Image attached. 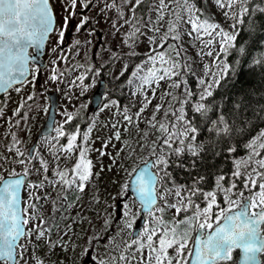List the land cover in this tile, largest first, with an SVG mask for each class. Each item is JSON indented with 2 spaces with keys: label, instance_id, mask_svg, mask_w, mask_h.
I'll return each mask as SVG.
<instances>
[{
  "label": "snow or ice",
  "instance_id": "obj_1",
  "mask_svg": "<svg viewBox=\"0 0 264 264\" xmlns=\"http://www.w3.org/2000/svg\"><path fill=\"white\" fill-rule=\"evenodd\" d=\"M0 96V264H264V0H0Z\"/></svg>",
  "mask_w": 264,
  "mask_h": 264
},
{
  "label": "rangeland",
  "instance_id": "obj_2",
  "mask_svg": "<svg viewBox=\"0 0 264 264\" xmlns=\"http://www.w3.org/2000/svg\"><path fill=\"white\" fill-rule=\"evenodd\" d=\"M148 2L150 3V0H148ZM92 11L95 12V9H93ZM101 27H103V25H101ZM188 51H189V55L192 56L195 59L196 58V48L195 47H189ZM45 71H46V69L41 70V77H43ZM41 77H38V81H37V84H38L37 90L38 91H39V83H40ZM49 90L53 91V89H49ZM94 91H95V88L90 89V91L87 94V96L91 97V95L93 94ZM159 94H160V90L158 89L157 90V97L153 98L152 104L157 102V100L159 98ZM10 96H11L10 99L4 98V100L7 99V108L5 110V114H7V109H10V108L13 107V102L16 100V94L15 93H11ZM137 100H138V97L137 98H132V97L128 96L127 90H125L124 98L121 100V103L122 104H124V103L129 104L130 106H132L133 111H135V107L137 106ZM0 102H2L1 99H0ZM89 105H90V100H89ZM149 108H151V104L149 105ZM86 111L89 113V115H91L90 106H89V108ZM105 116H106V113H101L100 114L101 119L105 118ZM42 120H43V118L41 119V121H38L34 125L33 134L37 130V128L40 125V123L42 122ZM143 127H144V125H143V123H141V128H143ZM20 133H19V135H20ZM21 135H23V133ZM133 135H135V134L133 133ZM8 139H10V135H6L5 134V123H0V154H4L5 148L8 145V144H6V141ZM28 143L30 144V141H28ZM95 143L98 145L99 141H96ZM26 147H27V145H26ZM91 155H93L95 157V153H92ZM105 163H107V160H105ZM105 175L106 174H102L100 179H101V181H104L106 183ZM100 188H101V196L103 197V188H104V184L103 183H101ZM53 194H55V193H53ZM88 194L89 193L86 190L85 193L82 195V199H83V204L81 205L82 207L84 205H88L90 203L89 200L87 199ZM85 211H87V208H85ZM117 239H119V238H117Z\"/></svg>",
  "mask_w": 264,
  "mask_h": 264
},
{
  "label": "flooded vegetation",
  "instance_id": "obj_3",
  "mask_svg": "<svg viewBox=\"0 0 264 264\" xmlns=\"http://www.w3.org/2000/svg\"><path fill=\"white\" fill-rule=\"evenodd\" d=\"M93 36L96 37V34L94 33ZM70 38H71V37H70ZM97 39H99V38L97 37ZM96 50H97V48H96V45H95V43H94V46H93L92 49H90V52H94V51H96ZM45 57H48L47 54L45 55ZM95 90H96V89H95ZM49 91H50V90H49ZM53 91H54V90H53ZM50 92H52V91H50ZM94 92H95V91H94ZM94 92H93V94H94ZM93 94H92V95H93ZM92 95H91V97H92ZM57 96H58V98H59V94H57ZM0 99H1V101H3V100H4V97L1 96ZM89 106H90V111H91V113H92L94 110H93L92 107H91V99H90V105H89ZM41 126H42V122L40 123V125L38 126V128H40ZM38 128H37V129H38ZM35 133H36V131H35L34 134H33L34 136H35ZM21 134H22V132L20 133V135H21ZM9 140H10V139H8V140L6 141V144L9 143ZM30 143H31V141H30Z\"/></svg>",
  "mask_w": 264,
  "mask_h": 264
},
{
  "label": "water",
  "instance_id": "obj_4",
  "mask_svg": "<svg viewBox=\"0 0 264 264\" xmlns=\"http://www.w3.org/2000/svg\"><path fill=\"white\" fill-rule=\"evenodd\" d=\"M44 55L45 54H43L42 55V57H41V59H42V61H43V63L44 64H47L48 63V58H44ZM96 92V91H95ZM95 94V93H94ZM94 94L92 95V99H91V104H92V107H93V109L95 110L96 109V101H95V99H94ZM135 227V226H134Z\"/></svg>",
  "mask_w": 264,
  "mask_h": 264
}]
</instances>
